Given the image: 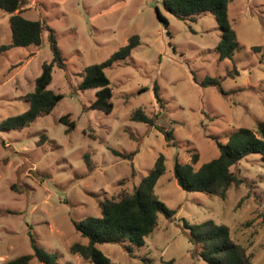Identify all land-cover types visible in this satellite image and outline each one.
I'll list each match as a JSON object with an SVG mask.
<instances>
[{"label":"rangeland","instance_id":"1","mask_svg":"<svg viewBox=\"0 0 264 264\" xmlns=\"http://www.w3.org/2000/svg\"><path fill=\"white\" fill-rule=\"evenodd\" d=\"M29 1L25 16L46 19L67 64L66 69L54 65L49 85L64 97L23 129L0 131L6 142L0 139V264L33 252L29 232L39 247L57 256L58 264H92L70 251L72 243L87 242L73 220L99 216L105 199L132 192L161 153L166 171L155 192L177 213L170 219L160 213L158 227L144 244L125 242L131 251L123 244H99L111 264H143V258L154 264H208L183 228L184 219L228 225L252 264H264L261 155L252 153L232 168L245 182L231 187L224 199L183 190L173 171L176 158L191 163L198 154V168L217 157L213 137L226 143L234 130L264 123V0H231L228 14L239 48L233 59L223 60L217 51L221 30L210 12L192 22L167 12L163 0ZM158 10L168 27L159 20ZM133 34L140 36V44L105 69L112 111L90 107L97 89L79 88L86 66L106 60ZM11 39L9 13L0 8V45ZM41 47L18 46L1 54L0 123L28 108L26 96L34 91L43 63L52 59L48 43ZM234 66L239 74L227 76ZM193 73L198 82L206 76L223 78L224 91L203 87ZM155 83L163 105L155 98ZM139 108L173 130L171 144L155 127L132 120ZM63 115L75 121L70 132L60 120ZM137 148L132 160L113 152ZM31 264L44 263L34 258Z\"/></svg>","mask_w":264,"mask_h":264},{"label":"trees","instance_id":"2","mask_svg":"<svg viewBox=\"0 0 264 264\" xmlns=\"http://www.w3.org/2000/svg\"><path fill=\"white\" fill-rule=\"evenodd\" d=\"M230 2L231 0H163V6L175 17L192 22H195L202 13L210 12L221 30L217 51L219 59L223 60L233 59L235 51L239 48L237 33L228 14ZM24 4L25 0H0V8L9 13L12 32L11 41L0 45V56L13 47L32 46L39 49L47 42L52 52V59L43 63L42 73L36 78L34 91L26 96L29 102L28 108L19 115L4 119L0 123V131L23 129L40 115L50 113L64 97L62 93H57L49 88L54 65L56 64L62 69L67 68L54 30L43 17L34 20L24 16L22 11ZM157 15L164 26L168 27V19L159 10ZM139 44L140 36L133 34L125 45L114 51L106 60L86 66L79 88L82 90L97 89L96 98L90 107L101 109L106 113L112 111L114 106L111 100L112 89L105 69L130 56L133 49ZM253 48L261 49L260 46ZM238 74L239 71L234 66L232 70L228 71L227 76L234 77ZM193 78L198 82L194 73ZM222 80L221 77L206 76L198 83L203 87L217 86L221 91H224ZM153 90L157 102L161 104L162 98L157 83ZM60 120L69 125L68 132L75 127V121L70 120L69 115L61 116ZM132 120L155 127L164 134L168 144H171L174 139L172 129L158 124L156 116H148L141 108L135 110ZM131 137L137 139L133 135ZM0 139L5 145L4 139ZM213 139L219 149L217 157L204 162L198 168H195V163L199 158L198 154L193 155L191 163H182L176 158L173 169L174 177L183 190L206 192L224 199L231 187L239 186L245 182V179L232 169L234 166H237L252 153L260 154L264 162V123H259L255 129L240 127L234 130L228 136L226 143L220 141L218 137H213ZM113 152L115 155L132 160L138 152V148L129 153H121L116 150ZM86 162L91 170L89 156H86ZM165 171L166 158L161 153L148 174L142 178L132 192L124 191L118 198L105 199L101 203V215L99 216L91 215L80 221L73 220L75 229L87 242L72 243L70 251L92 264H111V258L99 249V244H123L128 251L131 249L125 245V242L136 245L144 244L146 237L158 227L160 213L168 219L177 213L175 209H170L160 200L155 192L156 183ZM260 215L264 222V211ZM183 228L188 232L190 240L196 246L201 247L198 256L208 264H252L251 255L247 253L243 245L233 239L228 225L217 223L212 219L199 223H190L184 219ZM29 237L33 252L8 260L5 264H31L34 258L44 264H58L55 254L48 253L39 247L30 232ZM143 264H154V262L149 258H143ZM168 264H172V261H169Z\"/></svg>","mask_w":264,"mask_h":264},{"label":"crops","instance_id":"3","mask_svg":"<svg viewBox=\"0 0 264 264\" xmlns=\"http://www.w3.org/2000/svg\"><path fill=\"white\" fill-rule=\"evenodd\" d=\"M30 3H31V1L25 0V5L22 7V11H23L24 16H25V12L28 11L27 8L30 6Z\"/></svg>","mask_w":264,"mask_h":264}]
</instances>
